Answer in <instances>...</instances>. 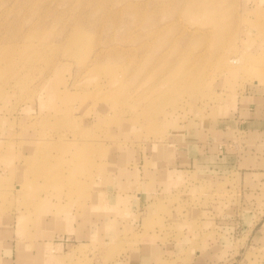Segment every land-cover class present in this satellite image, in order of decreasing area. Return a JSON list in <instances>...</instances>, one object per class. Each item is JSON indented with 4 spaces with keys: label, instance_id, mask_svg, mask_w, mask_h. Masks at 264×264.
I'll return each mask as SVG.
<instances>
[{
    "label": "rangeland",
    "instance_id": "374dc122",
    "mask_svg": "<svg viewBox=\"0 0 264 264\" xmlns=\"http://www.w3.org/2000/svg\"><path fill=\"white\" fill-rule=\"evenodd\" d=\"M200 1L209 8L189 13L195 0H0V229L15 252L40 219L88 228L83 204L109 181L115 155L157 177L179 130L212 122L246 84L264 87V0ZM256 177L214 184L187 171L134 216L125 197L116 237L41 263L114 264L145 239L171 245L193 221L194 239L215 245L198 248L203 262L193 245L180 264H264V215L256 238L241 226L242 207L264 212ZM212 219L236 227L232 242L216 243ZM5 243L0 230V264Z\"/></svg>",
    "mask_w": 264,
    "mask_h": 264
},
{
    "label": "crops",
    "instance_id": "0c3cea01",
    "mask_svg": "<svg viewBox=\"0 0 264 264\" xmlns=\"http://www.w3.org/2000/svg\"><path fill=\"white\" fill-rule=\"evenodd\" d=\"M256 84V82L253 86L246 84L244 91L237 95L231 104L224 105L220 109V114L213 118L212 122H202V125H191L186 130H179L171 140L173 142L168 144L170 150L164 149L159 153L162 158H168L165 159L167 163L156 164L157 177H153L152 169H149L148 175H145L143 168L146 163L138 165L136 162L129 165V158L125 153L115 155L113 163L110 164L109 181L101 190L93 193V198L89 202L83 204L82 214H87L86 218L89 217L85 220L89 223L88 228L80 229L77 233L79 223H83V220H79L72 226L54 217L42 222L40 219L37 234L43 238V241L36 240L38 235L35 236L34 232L27 230L26 238L30 240H21L15 252L10 242L11 233L8 234L6 225H3V229L0 230L3 233V239H6L5 247L11 248V251H8L9 262L5 264H31L29 263L31 261H35L34 264H43L41 262L49 254L60 262L62 259L59 255L60 250L66 249L67 246L83 245L84 248L89 241L98 244L104 239L116 237L118 231L120 233L122 230L118 223L119 212L123 213L125 210L122 206L125 197L129 200L128 210L134 216L144 203L150 204L158 190H164L177 182L176 179L181 178L187 171L195 172L198 176L205 175L214 184L220 183L232 173H238L244 179L250 178L248 180L256 182L258 179L256 176L264 174V87ZM173 152L175 166L168 164V159L173 156ZM123 188L127 190L124 194ZM241 211H243L242 231H246L254 238L260 236L262 228L258 225L261 223L264 212L262 213L259 209L252 211L247 207H242ZM234 212L235 210L231 208L223 214L230 219ZM50 215H55V212ZM2 220L3 224L7 221V219ZM189 223L191 225L185 228L186 232L171 245L145 239L142 244L130 249L127 254L113 263L163 264V260L168 259L169 261L178 260L177 264H180V260L184 258L183 253L193 245L197 253L194 261L203 262V253L198 248H210L215 244L209 242V239H194L193 234L190 233L193 221ZM208 223L211 225L210 233L213 231L216 233L214 236L216 243H228L234 240L236 227L230 222L221 223L212 219L208 220ZM19 225L21 230L23 226L21 219ZM45 226L49 227V232L46 231ZM40 249L43 251L40 252ZM14 258L17 263L14 262Z\"/></svg>",
    "mask_w": 264,
    "mask_h": 264
},
{
    "label": "bare ground",
    "instance_id": "6f19581e",
    "mask_svg": "<svg viewBox=\"0 0 264 264\" xmlns=\"http://www.w3.org/2000/svg\"><path fill=\"white\" fill-rule=\"evenodd\" d=\"M208 9L209 8V3L208 2H204V3H201L200 0H195V3H191L189 5V8H188V12L189 13H193L192 11H195L197 9ZM80 145V144H79ZM78 145V146H79ZM82 146V145H81ZM37 148V147H36Z\"/></svg>",
    "mask_w": 264,
    "mask_h": 264
}]
</instances>
